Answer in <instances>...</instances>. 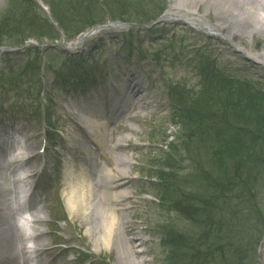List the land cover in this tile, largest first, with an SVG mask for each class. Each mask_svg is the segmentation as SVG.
Listing matches in <instances>:
<instances>
[{"label":"rangeland","instance_id":"rangeland-1","mask_svg":"<svg viewBox=\"0 0 264 264\" xmlns=\"http://www.w3.org/2000/svg\"><path fill=\"white\" fill-rule=\"evenodd\" d=\"M176 1L27 0L28 5L22 8L23 2L0 0V24L8 19L12 23L19 20L21 24L19 37L9 39L8 36L15 34L11 30L1 31L10 34L0 38V53L3 55L0 57V132L15 133L19 130L16 141L24 143L29 139L38 142L32 149L22 151L26 159L40 152L38 162L32 160L31 163L38 171L37 184L41 187L36 196L39 199L36 200L37 208L48 205L44 210L45 230L56 226L61 230L55 235L46 233L45 240L47 244H56L57 235L64 236L69 241L61 243L59 250L68 245L72 248L65 256L57 252L46 257L45 263L55 259L54 264H122L117 260L114 248L104 250L95 247L96 236L88 233L82 217H74L66 211L65 197L71 173L80 172L85 167L83 164L88 165L86 169L89 172L97 164V176L105 167L115 174L116 158L125 157L131 161L125 170L131 186L125 190L128 199L117 209L129 210L130 221L137 225L139 236L146 240L143 247H139V243L134 244L137 252H146L140 261L166 264L170 256L166 249L168 245L165 246L164 242L163 249L161 247L166 230L162 228L158 234L154 226L171 222V219L166 221L169 219L166 213L158 208L169 207L171 201L162 204L160 199L167 196L178 201L179 196L174 192L165 194V187L159 183L161 172L166 175L176 172L177 180L186 186L183 191L195 193L201 188V176L208 174L209 157L213 151L208 142H199L196 132L188 137V128L185 129L176 118L177 109L188 105L190 99H196L202 92V69L209 63L214 64V71L221 73L227 81H245L264 92V65L234 53L228 44L222 45V39L209 35L208 26L196 19L191 20L187 14L182 15V20L162 18L153 25L150 20L162 8L175 6ZM120 11L126 13V19L132 26L127 30H109L107 27L112 23L109 16ZM210 13L215 14V9ZM212 14L207 20L200 18V21L215 24ZM34 17L54 26L59 35L58 42L49 39L48 32H32L29 24H23V20L29 19L35 23ZM103 19L107 21L103 30L83 40L81 45L69 47L72 44L67 41L74 32L92 21ZM36 21L37 25L43 24V21ZM257 26L261 27L256 23ZM33 33L41 40H30L27 47L14 50L18 39L20 41ZM208 40L209 44L206 43ZM232 45L235 50L255 58L264 53V35L258 33L251 37L247 34L236 38ZM75 55L82 56L75 58ZM86 69L89 73L85 72ZM76 72L80 73L79 80L72 78ZM132 73H136L148 88V104L130 109L113 127L101 121L102 141L95 142L89 155L82 141L72 139L76 135L77 124L82 120L71 123L65 113L70 110L69 114L74 119L80 107L86 106L102 113L104 118L116 110V103L112 100ZM258 89H254L255 93ZM135 117L140 121L133 120ZM108 130L112 131L110 145H99L104 144ZM118 139H123L122 145L120 149H114ZM126 148L129 150L124 151ZM11 154L16 155L14 151ZM12 155L9 153L7 160ZM82 158L83 162L80 161ZM21 170L30 173L22 166L15 172ZM21 174L14 179H20ZM101 191L97 190V196ZM176 204L171 203L174 227L185 229L190 224L175 211ZM258 257L259 264H264V239Z\"/></svg>","mask_w":264,"mask_h":264},{"label":"trees","instance_id":"trees-1","mask_svg":"<svg viewBox=\"0 0 264 264\" xmlns=\"http://www.w3.org/2000/svg\"><path fill=\"white\" fill-rule=\"evenodd\" d=\"M22 2V8L28 5L27 0ZM126 17L123 11L109 16L113 21ZM33 20L35 23L23 20V24H29L32 32H48L51 40L59 38L48 21ZM36 20L43 24L37 25ZM105 21L88 23L70 40ZM20 26L19 20L12 23L8 19L0 24V38L10 34L1 32L7 30L15 34L9 39L19 37ZM30 39L40 41L41 37L33 33L18 39L15 46ZM214 69L210 63L203 67L202 92L176 113L179 124L188 128V137L194 131L199 142L212 146L209 171L201 176V188L195 193L189 188L183 191L186 186L174 171L169 175L160 171L159 181L168 187L165 194L179 196L178 201L165 196L161 203L177 202L175 211L190 224L185 229H166L164 242L170 252L166 264H259L258 250L264 239V92L248 82L227 81Z\"/></svg>","mask_w":264,"mask_h":264},{"label":"bare ground","instance_id":"bare-ground-1","mask_svg":"<svg viewBox=\"0 0 264 264\" xmlns=\"http://www.w3.org/2000/svg\"><path fill=\"white\" fill-rule=\"evenodd\" d=\"M212 6H216V8ZM211 9H215V14L210 13ZM183 14H187L191 20L196 19L208 26L209 34L222 39V45H230L234 53H240L247 60L260 61L261 65H264V53L254 58L248 56L244 51L235 50V46L233 47L232 45L236 42V38H243L247 34H250L251 37L258 33L261 36L264 35V0H177L175 6H171L166 12L164 18L181 20ZM199 14H202V16ZM211 14L215 19V24L200 21V18L207 20L208 15ZM256 23L261 25V27H255ZM109 30L119 31L122 28L109 27ZM97 32L93 35L95 36ZM81 42L80 40L79 43ZM209 42L210 40L206 43L209 44ZM147 93L148 88L146 85L136 73H132L125 86L117 91L116 97L112 100L113 103H116L117 107L114 113V115L116 114V118L121 119L134 107L147 105ZM65 114L66 119L71 123L74 121L78 122V119L85 123L82 129L79 126L75 128L74 134L76 135L72 137L74 141L76 139L82 141V145L86 148L87 142H91V138L88 137L89 134H92L94 137V143L102 141L101 136L103 135L100 132L102 130L100 122L109 121L110 117L102 118V113H96L94 109L86 106L80 107L74 119L70 114ZM133 120L140 121V118L135 117ZM5 132L3 131V134L0 136V264H33V259L29 257V253L31 252L28 251L29 249L25 245L27 239L31 240L34 244V251L32 253L35 255V264H54L55 259L48 263H45L44 259L57 252L65 256L68 252L72 251V248L67 247L59 250V246L62 245L61 243L69 241L64 236L59 235L56 237V244L46 243V233L51 232L55 235L57 231L61 230L58 226L54 227L51 231L44 230V227L47 226L44 210L48 205L45 204L39 208L36 206V200H39L36 196L41 191L39 184L33 185V198L31 196L28 197L29 205L26 210L21 212V216L19 214L16 216L13 213L12 207L14 192L19 187L21 181L17 179L11 180V177H14L17 167L20 166L28 168L33 176L36 174L34 170L35 166L31 163H33L32 160L38 162L40 153L36 152L29 156L31 158L28 157L26 159L24 157L25 153L22 150L27 151L28 149H32L34 145H38V142L34 143V141L27 139L24 143H20L16 141L17 137L15 136L17 131L13 134V137H10L11 133L9 131ZM111 136L112 131L108 130L103 139L104 144H98L101 146L110 145ZM73 140L71 141L73 142ZM122 141L123 139H118L114 149H120L119 146L122 145ZM127 149H124V151ZM11 151H14L16 157L11 154ZM86 151L91 155V151L88 148ZM9 153L12 157L10 160H7ZM14 157L15 159L13 160ZM80 161L83 162V158ZM115 163L117 164L115 174L109 167H105L99 171V175L97 176V164H94L92 172L86 169L88 165L83 164L85 167L80 172L76 174L71 173L69 190L65 197L66 207L70 215L77 218L82 217V223L88 228V233L91 236H96L94 242L96 248L104 250L114 248L117 260L119 262L121 260L122 264H147L146 260L140 261L139 259L146 252H137L134 246V244L139 243V247H143L146 245V240L139 236L137 225L130 221L129 210L117 209L119 204L128 199L125 190L131 186V183L127 182V179L130 177L126 175L125 170L131 165V161L123 157L116 158ZM27 179H31V175ZM163 186L165 187L164 189L168 188L165 184ZM100 189H102L101 194L97 196V190ZM15 201L17 202V200ZM158 208L161 209L162 213H166V217L169 218L166 221L171 219V222L167 224L154 226L155 232L159 234L161 232L160 229L166 230L174 226L175 221L171 206L165 209H162L160 206ZM23 213H27L26 215L30 216V218L24 219ZM93 221H96L95 225ZM28 231L32 232V235L27 237L26 233ZM163 246L164 239L161 245L162 249Z\"/></svg>","mask_w":264,"mask_h":264}]
</instances>
